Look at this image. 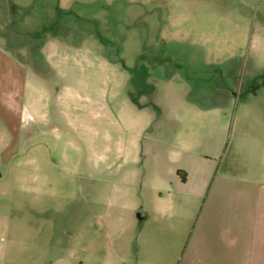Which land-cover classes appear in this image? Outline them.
<instances>
[{
	"label": "rangeland",
	"instance_id": "374dc122",
	"mask_svg": "<svg viewBox=\"0 0 264 264\" xmlns=\"http://www.w3.org/2000/svg\"><path fill=\"white\" fill-rule=\"evenodd\" d=\"M199 215L264 218V0H0V264H181Z\"/></svg>",
	"mask_w": 264,
	"mask_h": 264
},
{
	"label": "crops",
	"instance_id": "0c3cea01",
	"mask_svg": "<svg viewBox=\"0 0 264 264\" xmlns=\"http://www.w3.org/2000/svg\"><path fill=\"white\" fill-rule=\"evenodd\" d=\"M181 264H264V218L199 215Z\"/></svg>",
	"mask_w": 264,
	"mask_h": 264
},
{
	"label": "trees",
	"instance_id": "16d2710c",
	"mask_svg": "<svg viewBox=\"0 0 264 264\" xmlns=\"http://www.w3.org/2000/svg\"><path fill=\"white\" fill-rule=\"evenodd\" d=\"M13 8L15 7L14 5L12 6ZM21 18V20L23 21V19H24V17H20ZM13 22V21H12ZM12 22H10V23H12ZM7 25V24H6ZM8 27H9V25H7ZM12 26L14 27L15 25H13L12 24Z\"/></svg>",
	"mask_w": 264,
	"mask_h": 264
},
{
	"label": "flooded vegetation",
	"instance_id": "af4514ba",
	"mask_svg": "<svg viewBox=\"0 0 264 264\" xmlns=\"http://www.w3.org/2000/svg\"><path fill=\"white\" fill-rule=\"evenodd\" d=\"M4 1H5V0H4ZM11 5L13 6V3H12ZM58 11L62 12V11H63L62 7H59V8H58ZM221 87H222V85H221Z\"/></svg>",
	"mask_w": 264,
	"mask_h": 264
}]
</instances>
